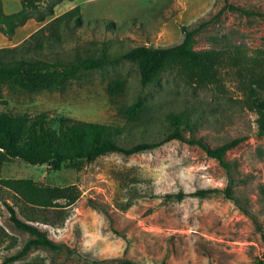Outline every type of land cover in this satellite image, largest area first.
Masks as SVG:
<instances>
[{
  "label": "rangeland",
  "instance_id": "1",
  "mask_svg": "<svg viewBox=\"0 0 264 264\" xmlns=\"http://www.w3.org/2000/svg\"><path fill=\"white\" fill-rule=\"evenodd\" d=\"M3 3L7 13L22 7V0ZM76 6L81 23L75 18L62 22L55 40L47 27ZM184 26L200 27L195 50L224 56L241 51L248 70L222 62L217 78L201 88L169 70L143 87L138 65L122 55L136 46L177 44L184 38ZM42 27L44 49L23 47L19 52L44 62L34 68L60 71L103 56L110 62L78 70L61 85L7 83L8 103L0 106L1 112L34 117L47 111L46 126L55 129L63 117L118 125L124 128L120 144L127 147L170 133L171 113L190 115L191 126H181L186 137L210 146L245 137L226 154L238 163L235 199L217 190L202 199L164 200L168 192L230 185L216 159L199 144L179 139L133 155L114 152L90 162H66L58 171L0 153V179L31 178L40 186L75 184L80 191L74 202L57 199L53 203L58 210L44 211L0 184V264H121L126 259L140 264H258L264 257V135L258 133L250 87L257 81L264 97V0H44L12 37L0 32V48L22 46ZM117 77L125 80L127 90L112 100L107 86ZM137 101L143 110L131 116L127 108ZM27 129L32 137L40 125L33 120ZM8 205L62 247L55 251L29 245L22 259L7 263L31 237L14 226ZM46 217L56 224L45 223Z\"/></svg>",
  "mask_w": 264,
  "mask_h": 264
},
{
  "label": "trees",
  "instance_id": "2",
  "mask_svg": "<svg viewBox=\"0 0 264 264\" xmlns=\"http://www.w3.org/2000/svg\"><path fill=\"white\" fill-rule=\"evenodd\" d=\"M44 0H22L20 10L7 13L4 10L3 0H0V32L6 37H12L16 29L23 26L30 10H37ZM228 1V0H226ZM75 18L77 24L81 23L82 13L79 6H76L64 14L56 17L49 25V35L55 40L59 37L57 26L62 22ZM42 19V18H41ZM46 27L40 28L35 34L30 36L22 46L0 48V106L6 105L4 90L7 83L13 81L27 87H35L38 84L46 86L61 85L65 79L78 70L90 71L102 68L109 57L88 58L77 65L69 66L64 70H43L34 68L44 62L39 60L26 59L23 54H19L23 47L38 51L44 49L46 41L39 37L44 34ZM200 31V27H183L184 38L181 42L167 47L136 46L123 55L127 59L136 63L140 71V81L143 87L155 84L165 71L177 70L190 83L198 87L212 83L218 76V66L224 62L227 65L239 66L247 71L246 61L241 51L229 52L227 56L212 50H195L193 48L194 36ZM48 35V36H49ZM49 36V37H50ZM36 43L31 45V41L36 39ZM48 38V37H47ZM255 84V85H254ZM250 87L251 108L258 114V133L264 135V97L260 95L256 81ZM126 82L122 78L111 79L107 86V91L112 100L122 97L126 93ZM143 103L137 101L127 108V113L131 116L138 115L143 110ZM49 112L44 111L32 117L29 113L18 116L10 115L0 111V153L11 158H19L32 165L47 164L52 171L62 169L66 162H76L78 160L94 161L97 158L114 152L125 155L142 153L156 148L168 141L179 139L188 143L199 144L211 158L216 159L224 168L228 176L230 185L224 189L203 188L192 193L183 190L178 192H168L163 195L166 202L181 201L187 196H194L200 199L210 196L215 191H221L228 198L235 199L232 185L235 183V174L238 173V163L236 160L227 159V152L240 144L245 137H235L218 146H210L202 139L186 137L181 126H191V116L183 113H171L169 121L173 130L162 139L151 142H139L132 146L120 144V137L124 132L123 127L109 123H97L91 121L77 120L70 117L60 119L59 129L46 126ZM36 120L40 125V130L32 137L28 135V125ZM0 184L13 192L19 194L26 202L32 203L41 209L58 210V205H54L57 199H67L71 203L78 199L80 191L77 185L60 186H40L31 178H2ZM136 192V191H134ZM10 219L14 226L30 234L26 245L17 254L8 257L7 263L22 259L29 245L42 244L57 251L62 247L51 239L47 232L38 226L21 219L16 210L8 205ZM61 212V211H60ZM56 211V213H60ZM64 217V216H63ZM45 223L56 224L49 217L44 219ZM121 264H140L132 259H126ZM160 264H171L162 262ZM258 264H264L263 259Z\"/></svg>",
  "mask_w": 264,
  "mask_h": 264
}]
</instances>
